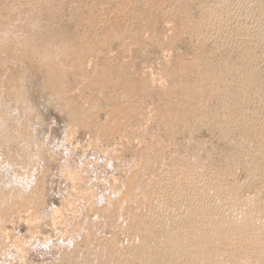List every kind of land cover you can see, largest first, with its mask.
<instances>
[{
	"label": "rangeland",
	"instance_id": "obj_1",
	"mask_svg": "<svg viewBox=\"0 0 264 264\" xmlns=\"http://www.w3.org/2000/svg\"><path fill=\"white\" fill-rule=\"evenodd\" d=\"M187 1L181 3L186 9L177 0H0V112L17 133L0 144V173H5V187L11 192L14 188L16 198L10 193L9 200H18L0 210V264H100L98 257L116 264H153L136 261L134 237L141 233L135 224L148 220L154 190L167 189L156 188L151 178L149 185L136 182L143 176L165 178L185 162L193 168H224L227 154L237 147L242 148L237 160L227 167L230 181L240 185L239 198L254 199L261 191L258 198L264 202L263 181H249L248 167L242 164L253 154L251 143L261 140L251 142L232 119L227 121L228 137L214 125L216 118L197 123V102L182 110L185 97L194 96L196 88L188 87L182 75L188 67L180 69L193 59L195 49L198 58L210 54L211 61L222 57L239 64L243 30H252L247 39L255 38H250L255 44L264 42V34L259 32V38L254 34L257 24L246 26L241 19V32L234 24L229 32L219 25L214 33L209 30L203 49L197 47L187 31L174 37L181 17L195 21L207 0ZM259 1L239 0L242 8L253 10ZM257 14L264 25V16ZM55 40L63 58L72 51L78 56L52 68L37 49ZM86 43L90 49L83 53L80 48ZM261 58L247 68L249 73L245 70L248 76L255 71L260 96ZM174 69L182 72L174 77ZM207 97L208 102L217 99ZM207 97L201 95L199 104ZM249 105V110L257 107L253 101ZM223 114L217 118H226ZM81 117L85 121H76ZM128 180L131 187H125ZM182 197L176 206L188 208ZM176 225L178 234L182 230Z\"/></svg>",
	"mask_w": 264,
	"mask_h": 264
},
{
	"label": "bare ground",
	"instance_id": "obj_2",
	"mask_svg": "<svg viewBox=\"0 0 264 264\" xmlns=\"http://www.w3.org/2000/svg\"><path fill=\"white\" fill-rule=\"evenodd\" d=\"M177 1L181 5L182 0ZM187 2H189V0ZM240 2L239 0H215L212 1V3L208 2V0L202 1L200 6L199 18L195 19V21L194 19L192 21H189L187 19H189L190 17L183 15L181 17L182 23H179L180 26L177 24L178 28L180 27V30L174 33V37L178 38L182 33H185L184 31H187L189 35H192L193 38L195 37L196 43L198 44L197 47H200L201 45L203 49V46L205 45H203V43L206 42L205 39L208 37V33H210L209 30H212V33L213 30H216L219 25L221 26L223 24L228 32L230 31V28L232 29L233 24L236 27H233L235 30H242V24L244 23L240 22L243 21L247 22L246 26L247 24H253L254 28L256 26L255 24H257L254 34H264L262 33L264 31V28L262 26L264 25L261 26V23L263 21L260 22V20V23L258 22V18L260 17L257 14H262L261 17L263 19L264 0L262 2H257V7H255L256 10H253L252 8H242L245 6L241 7ZM243 3H245V1H243ZM184 4H182L181 7H183ZM252 5H255V3ZM252 5L250 4V6ZM156 9L160 10V8ZM165 11H168L170 15L174 14V11L170 10L169 8H167ZM234 15H236L237 18ZM241 19L243 21H241ZM260 27H262V32L260 30ZM240 30L239 32H241ZM247 30L249 31V28H247ZM247 30L244 29L243 31L245 32L241 33L244 34L243 37H239L241 36L240 33L239 36H237V38H241L239 41L241 47L243 48L241 50V54L243 55L241 56V58L243 60L242 62L240 61L239 64H235L234 61L231 62L230 59L222 57L221 59L219 58L220 60L216 61L214 59L215 61H211L212 59L209 60V58H207L210 54L206 55L205 53V55L203 56L207 57L200 56L203 58H198L199 53H197L198 51L196 52L197 49H195L193 51V59L189 60L184 65H180L181 70L188 67V70L183 71L184 74H182L187 78L188 87L196 88V93L194 96L185 97L186 104L182 110H190L195 102H197L199 105V109L195 114L197 123H206L207 121L216 118L215 122L213 121L214 125L221 130H219L221 133L223 132V134L228 137V132L231 131L229 130V128H231L229 127V124L231 122L228 123L227 121H230L232 119V123L234 120V126L236 125L240 127L241 130L245 132V135L248 132L246 136L249 135L248 137H251V142L255 140V138L260 139V143H258L259 141L256 140L255 142L253 141V143H251L255 148H251L249 153H252L253 150V154H248L249 157L244 159L242 164L245 163L248 167V175L250 177L249 181L251 179L263 181L264 183V173L262 171V164L264 163V160H262V156L264 155L260 154V152L263 151L264 148V95L262 91L261 92L263 96H260V94H258L260 93V84L259 82H257L258 80L256 81L253 78L254 76L252 77L253 74L255 75V71H252L253 73H251L252 75L250 74L251 76H248L249 74L246 75L247 73H249V71L247 72V68L249 69L253 66V62H255L254 60L257 61L260 57L264 59V42L255 44L251 41H256L255 38L252 39V37H250L251 40L249 38V42L247 36H252V30L250 34ZM234 33H237L238 35V31ZM260 36L258 37L262 39L263 35L261 37ZM190 39L192 38L190 37ZM262 40H259V42ZM48 43L49 44L45 42V44L43 43V46L40 45V47H38L37 55L41 53V55H43L44 63H46L48 66L52 65V68L55 64L61 61L73 60L74 58H76V56H78L77 54H73L72 51L70 53H67L63 58L60 46L57 45L56 40L55 42L49 41ZM87 44L89 43H86L80 48L83 53L88 52L90 49V46H88ZM259 46H261V48H257ZM181 70L174 69V71H170V73L171 75L176 77L177 74L182 72ZM245 70L247 72L246 74ZM52 71H54L53 73H58V70L56 69H52ZM228 78L231 79L232 83L229 81L230 83H227H229L230 85L228 84L226 86V81ZM262 87L264 88V85H261V88ZM201 95H204L206 97L207 95H212L216 96L217 99L215 102H208L207 97V101L199 104ZM252 101L254 104H257V107L249 110L246 108V106H248ZM2 113H4V111L0 112V144L9 142L13 137L17 135L16 131L11 129L8 121L4 118L5 115H3ZM220 113H224L223 116L227 115V117L224 116L226 118H223L221 115L222 119L217 118L219 117ZM85 119L86 118H84L83 120V117H81L80 119L76 118V121L83 122L85 121ZM167 121H169V119H167ZM240 128L238 129L240 130ZM245 142H243V144ZM241 144L242 143H240V145ZM242 146L244 148L245 145ZM239 149L242 148L237 147L236 150L234 149V151L227 154L226 164L224 168H193L188 166V162H185V164L181 168L173 167L170 170L171 172L165 178L161 179L160 177L143 176V180L139 179L136 182L137 186L149 185V179L151 178L156 188L167 189L154 190L155 193L150 197L149 200L150 213L148 216V220H142L141 223L135 224L137 230H139L141 233V235L134 237L135 242L133 243V253L137 257V262L146 260L151 261L153 264H229L228 261L231 259H229V257L232 256L233 258V255L237 253L239 254V256L237 257H240L243 260L236 257L238 260L233 259V262L230 260L232 262H230V264H264V222L262 224V221H264V219L261 221V218L263 217L261 215L262 210L264 209V202H261L262 200L260 201L258 198L261 191L257 192L255 196L258 198V200L255 197L254 199H250V197L249 199L239 198V193L237 190H239L238 187L240 185L231 183L229 178V171L231 169H227V167H229L228 165L233 166L231 163L233 162L234 164V161L237 160V155H239L240 152ZM246 153L248 152L246 151ZM258 153L259 155L257 157ZM0 174L2 176V173ZM206 175H208L209 177H206ZM8 176L9 175H7V177ZM4 178L2 179L3 181H0V210L9 209L7 208L11 204V202L9 201L15 200H9V198H11L9 194L13 193L14 188L12 187V189L10 187L12 192L8 188H6ZM11 179H13L14 181V178ZM9 180H7V182ZM157 180H162V182L158 183ZM9 185H11V182ZM131 186L132 183L128 180L125 183V187ZM6 190L8 192H6ZM261 194L262 193H260V195ZM14 195L16 196V194L13 193V196ZM185 196L187 198L186 200H184ZM180 197H182L184 201H187L185 203L187 205L186 207L188 208H180L181 206H176L177 202H180V200H178L177 198ZM174 199H177L176 203ZM16 200L15 202L18 201ZM21 202H23V199L22 201L20 200V203ZM181 204L179 203V205ZM5 210L3 212H5ZM0 213H2V211ZM162 217H165L166 220L164 221L163 219H161ZM121 219L125 223H127L125 218ZM132 222L133 224L135 223V218H132ZM175 225L179 226V231L181 227L182 231L178 232V234V228L176 230V233L174 231ZM172 229L174 232L172 231ZM172 235L177 236L171 237ZM90 239L91 235L89 237V240ZM111 240L114 239L111 238ZM167 240L170 243H168ZM148 241H152L153 243L151 242V245H147L146 243ZM171 242L173 245L167 246V243L171 244ZM97 259H101L100 264H116V262L108 261L104 257H98Z\"/></svg>",
	"mask_w": 264,
	"mask_h": 264
}]
</instances>
